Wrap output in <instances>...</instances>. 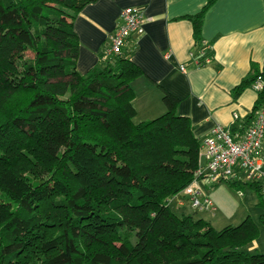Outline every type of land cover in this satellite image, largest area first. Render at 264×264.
<instances>
[{"label":"trees","instance_id":"trees-1","mask_svg":"<svg viewBox=\"0 0 264 264\" xmlns=\"http://www.w3.org/2000/svg\"><path fill=\"white\" fill-rule=\"evenodd\" d=\"M95 1L0 0V264H264L243 250L259 233L248 216L216 230L170 210L201 151L178 99L164 91L165 112L135 121L131 82L143 73L126 46L76 70L72 23ZM214 1L190 17L197 45ZM257 76L264 64L233 96ZM257 94L253 118L264 85ZM228 183L264 207L261 182Z\"/></svg>","mask_w":264,"mask_h":264},{"label":"crops","instance_id":"crops-1","mask_svg":"<svg viewBox=\"0 0 264 264\" xmlns=\"http://www.w3.org/2000/svg\"><path fill=\"white\" fill-rule=\"evenodd\" d=\"M2 1L8 4L11 0ZM206 3L97 0L85 5L72 23L79 42L76 70L86 74L99 64L121 10L137 7L144 19L142 31L130 35L123 51L130 52V61L143 73L131 82L135 121L162 115V95L166 91L178 99L177 113L189 119L193 135L200 142L215 125L236 132L240 125L253 120L258 97L251 85L236 97L232 90L252 72V65L259 71L263 68L264 0H215L205 11L200 30L201 41L210 46L211 60L198 65L202 45L194 43L190 17ZM259 156L264 159V140ZM208 197L215 207V201ZM172 201L177 208L185 206L183 201Z\"/></svg>","mask_w":264,"mask_h":264},{"label":"built area","instance_id":"built-area-1","mask_svg":"<svg viewBox=\"0 0 264 264\" xmlns=\"http://www.w3.org/2000/svg\"><path fill=\"white\" fill-rule=\"evenodd\" d=\"M144 19L141 9L126 7L119 14V22L103 50V58L120 54L133 33L142 31ZM198 65L210 62V46L201 41ZM183 71L184 67H180ZM261 76H257L251 87L259 92L263 88ZM234 120L238 118L234 114ZM264 140V101L260 104L249 125H240L236 132L222 125L213 126L201 141L200 163L194 172L193 180L170 201L181 204L180 196L187 198L194 211L214 212L215 207L207 195L205 185H216L228 181H259L264 193V159L259 156ZM241 195V192H238ZM169 201V202H170Z\"/></svg>","mask_w":264,"mask_h":264},{"label":"rangeland","instance_id":"rangeland-1","mask_svg":"<svg viewBox=\"0 0 264 264\" xmlns=\"http://www.w3.org/2000/svg\"><path fill=\"white\" fill-rule=\"evenodd\" d=\"M262 170L264 171V164ZM205 186L207 187L208 195L215 201L216 209L214 212L191 210L186 200L187 198L183 196H180L179 199L183 201L185 206L177 208L175 203L170 201V210L178 216L189 214L202 218L216 230L228 225L236 226L248 216L257 225L259 233L257 238L243 250L250 254H264V226L259 220L260 215L264 213V207L258 204L256 192L247 186L236 190L228 182H220L215 186L206 184ZM238 192L242 194L239 195Z\"/></svg>","mask_w":264,"mask_h":264}]
</instances>
